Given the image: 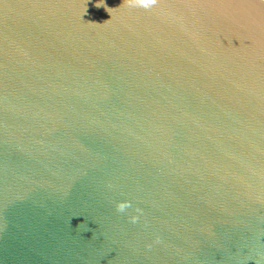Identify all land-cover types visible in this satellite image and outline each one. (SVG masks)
Returning <instances> with one entry per match:
<instances>
[{"label":"water","instance_id":"obj_1","mask_svg":"<svg viewBox=\"0 0 264 264\" xmlns=\"http://www.w3.org/2000/svg\"><path fill=\"white\" fill-rule=\"evenodd\" d=\"M0 264H264V0H0Z\"/></svg>","mask_w":264,"mask_h":264},{"label":"clouds","instance_id":"obj_2","mask_svg":"<svg viewBox=\"0 0 264 264\" xmlns=\"http://www.w3.org/2000/svg\"><path fill=\"white\" fill-rule=\"evenodd\" d=\"M124 2L127 3L129 8H137V9H143L145 11H152L155 9L158 4L160 3V0H124ZM97 8L103 6L105 8V11L107 10L108 6L106 4H96ZM129 204L127 200L124 201H118L116 203V210L118 212H123L126 208V206ZM132 222H136L137 217L132 216L131 217Z\"/></svg>","mask_w":264,"mask_h":264}]
</instances>
